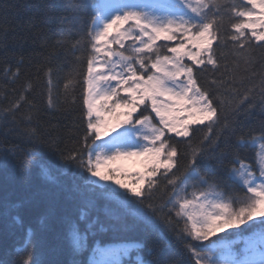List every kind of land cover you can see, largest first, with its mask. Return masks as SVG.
I'll return each instance as SVG.
<instances>
[{
	"label": "snow or ice",
	"instance_id": "obj_1",
	"mask_svg": "<svg viewBox=\"0 0 264 264\" xmlns=\"http://www.w3.org/2000/svg\"><path fill=\"white\" fill-rule=\"evenodd\" d=\"M64 7L69 15L61 20L58 35L69 38L74 51H83L87 66L82 80L83 134L78 146L61 157L65 168L75 165L80 174V182L65 196L75 212L59 217L68 252L84 251L89 235L105 231L103 214L113 231L139 227L156 235L160 251L169 256L149 258L153 249L145 256L141 243L124 240L93 249L108 259L92 264H264V121L259 134L245 133L241 127L237 135L226 113L251 108L249 97L257 87L264 102V59L259 73L239 76V59L254 63L245 50H264V0H92L90 5L66 0ZM229 47L237 57L231 68L224 51ZM221 66L223 78L209 80L207 87L199 82L197 73L214 74ZM51 73L47 69L50 106ZM18 74L19 69L3 71L13 82ZM257 75L258 84L253 82ZM244 79L250 86L238 95L234 85ZM80 82L68 78L65 95ZM32 90V83L26 82L24 91ZM24 99L22 95L20 101ZM20 101L5 111L19 110ZM200 131L205 135L194 142ZM228 132L237 137L235 147L251 146L256 152L253 163L233 154L228 178L236 188L224 192L211 161L223 166L227 153L216 154L215 149ZM28 154V166L40 164L39 153ZM181 160L184 171L179 176ZM122 162L142 168L134 183ZM40 175L55 189L50 210L58 209L55 197L65 191L63 186L51 167H41ZM161 179L171 186V196L157 208L152 200ZM189 188L201 190L189 196ZM48 218L45 214L40 223ZM13 219L20 222L19 216ZM34 236L33 229H27L15 264H44L35 252ZM236 236L246 237L239 250L227 242ZM71 264L78 262L73 259Z\"/></svg>",
	"mask_w": 264,
	"mask_h": 264
},
{
	"label": "trees",
	"instance_id": "obj_2",
	"mask_svg": "<svg viewBox=\"0 0 264 264\" xmlns=\"http://www.w3.org/2000/svg\"><path fill=\"white\" fill-rule=\"evenodd\" d=\"M82 2L90 5L92 0H82ZM239 2L240 0H222L225 4ZM65 3L66 0H0V264H15L18 259L16 249L22 243L29 228L33 229L35 234V252L44 264H71L73 259L78 264H92V261H97L99 256L93 252V249L113 247L124 240L141 243L144 246L145 256L149 249H153V255L149 258L165 259L169 253L160 251L156 235L145 232L139 227L113 231L110 228V221L106 220L103 214L100 219L104 222L105 231H97L89 235L88 246L84 251L72 255L63 241L64 229L59 217L64 214L72 215L75 212L72 201L65 199V196L68 189L80 182V174L75 165L65 168V161L61 157L67 150L78 146L77 140L83 134L82 80L87 67L83 51L80 49L74 51L70 39L58 35L61 20L69 15L65 11ZM75 38V35L71 37V39ZM158 43L163 45L167 42ZM224 51L227 54L229 67H234L233 61L237 57L231 55L230 47ZM217 55L219 56V52ZM245 55L253 57L254 63L246 65L243 59H239V76L246 77L252 71L259 73L264 50L254 46L247 48ZM77 57L80 59L77 60ZM6 67L12 72L19 69L14 82L12 79H5L3 71ZM49 68L52 69L53 81L51 106L48 104L46 75ZM222 73H224L223 66L214 74L197 73V76L199 82L207 87L209 80L223 78ZM68 78L81 82L76 83L75 88L69 89L65 95L64 83ZM29 81L33 85V90L26 93L24 87ZM253 82L258 84V75ZM249 86L250 82L247 79H244L242 84L234 85L238 89V95H243ZM223 91L220 90L221 93ZM259 92L257 87L250 94L251 108L245 106L244 110L235 115L226 110L237 135L240 134L241 127L245 133L252 130L259 134L260 124L264 121V102ZM22 95L25 99L20 101ZM17 101L21 104L19 110L5 111L11 109ZM29 115L31 119H27ZM204 135L205 131L197 132L193 141H200ZM236 138L231 132L224 133L218 140L220 146L215 149L216 154L220 151L227 153L223 166L217 165L215 160L211 161L217 169L220 190L224 192L236 188L228 178L233 154L238 153L248 163H253L255 160L256 149L251 146L235 147ZM29 150L40 154L39 165L28 166ZM208 154L211 155V151ZM183 165L184 161L181 160L177 172L179 176L183 175ZM45 166L51 167L65 190L55 197L60 205L55 210H50L49 207L55 189L40 175V168ZM26 169L27 175H25ZM200 171L203 175L202 168ZM200 190V188H189L188 194L190 196L193 191ZM170 196L171 186L161 179L152 202L159 208L167 203ZM11 205L18 207L6 211ZM167 212L168 208H165L164 213ZM45 214H48L49 218L45 224H41L40 218ZM14 216L20 217L19 223L13 219ZM182 226L181 223L180 227ZM221 235L228 237V233ZM236 237L242 239L240 236ZM234 238L229 237L228 240ZM212 239L216 240L217 237ZM235 245L239 247L238 243ZM131 255L134 256L135 253ZM122 259L127 261L128 257Z\"/></svg>",
	"mask_w": 264,
	"mask_h": 264
},
{
	"label": "rangeland",
	"instance_id": "obj_3",
	"mask_svg": "<svg viewBox=\"0 0 264 264\" xmlns=\"http://www.w3.org/2000/svg\"><path fill=\"white\" fill-rule=\"evenodd\" d=\"M153 115L155 116V113H153ZM109 138L110 137H104L103 139H109ZM100 142L101 141H98L97 143H100ZM122 163L126 164L127 170L129 172V179L132 180V182L134 183L135 182L136 173L142 171V168L139 165H132V164H130L128 162H122ZM221 234H223V233H221ZM212 238H216V237H212ZM245 238H242V239H245ZM242 239L237 237V238H235L233 240H228L227 242H230L232 244V247H233L234 250H239V249H241L243 247V244L241 243ZM237 243L239 244V247L235 245ZM107 259H108V257L99 255L97 261H105Z\"/></svg>",
	"mask_w": 264,
	"mask_h": 264
}]
</instances>
